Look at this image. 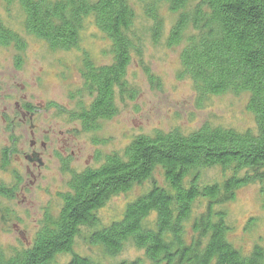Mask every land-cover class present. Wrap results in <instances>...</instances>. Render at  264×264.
Masks as SVG:
<instances>
[{
  "label": "trees",
  "instance_id": "1",
  "mask_svg": "<svg viewBox=\"0 0 264 264\" xmlns=\"http://www.w3.org/2000/svg\"><path fill=\"white\" fill-rule=\"evenodd\" d=\"M1 1L0 48L13 46L17 52L25 50L27 37L52 51L76 50L84 22L92 20L111 42V62L96 65L83 51L78 96L90 101L71 112L51 102L48 106L78 121L85 132L116 115V98L126 95L133 56L142 57L143 37L134 29L131 0ZM13 7L20 13V29L9 24ZM162 7L175 18L166 46L182 45L179 76L190 79L203 98L247 94L255 127L204 124L189 133L174 127L133 136L121 152L98 155L102 161L97 167L72 173L58 213H45L29 245L9 253L0 249V264H56L60 255H71L67 264H95L73 251L83 228L89 243L100 246L106 257L131 243L154 264H264V247L255 245L243 254L227 239L232 226L223 207L240 187L264 183V0H152L142 19L151 24L148 36L155 43L164 29ZM20 64L17 57L15 65ZM146 71L149 82L158 85ZM22 107L34 115L30 105ZM10 157L4 150L1 169ZM156 169L163 176L161 186L149 185ZM213 169L217 175L207 178ZM144 182L148 186L126 204L121 217L101 227L97 210ZM15 188L0 181V197H13Z\"/></svg>",
  "mask_w": 264,
  "mask_h": 264
},
{
  "label": "rangeland",
  "instance_id": "2",
  "mask_svg": "<svg viewBox=\"0 0 264 264\" xmlns=\"http://www.w3.org/2000/svg\"><path fill=\"white\" fill-rule=\"evenodd\" d=\"M151 2L131 0L137 19L134 29L143 37L142 57L138 60L133 56L126 74V95L116 98V115L99 121L98 128L92 132L83 131L78 121L48 106L51 102L71 112L79 103L90 101L84 95L78 96L83 84L80 76L83 51L96 65L111 62V42L92 20L84 22L76 50L52 51L34 37L25 39L23 52H17L13 46L0 48V164L4 150L11 156L8 165L0 168V181L16 186L13 197H0V249L3 251L9 253L20 245H29L43 225L45 213L52 216L58 213L62 203L60 194L68 190L72 173L97 167L102 161L98 155L121 152L137 134L169 131L174 127L189 133L204 124L238 130L255 127L254 116L246 107L247 94L226 93L203 98L194 91L190 79L179 76L182 45L166 46L174 15L163 7L160 9L164 29L161 38L152 42L148 36L151 24L142 19L145 5ZM2 4L0 0L1 12ZM19 19V10L13 7L9 24L20 29ZM17 57L21 59L19 66L15 65ZM146 70L158 80V85L149 82ZM23 105H30L34 115L25 113ZM217 173V169L208 170L206 176L214 178ZM152 182L163 185L159 169L153 173L149 185ZM147 186L144 182L126 193L112 196L96 212L99 225L104 227L119 219L126 204ZM223 207L232 226L227 239L234 247L243 254L255 245L264 247V183L240 187L234 199ZM86 231L81 229L82 237L75 241L73 251L89 256L95 264H124L137 258L141 264H154L142 249L131 243L124 244L114 257L103 256L100 246L89 243ZM70 256H58L56 264H67Z\"/></svg>",
  "mask_w": 264,
  "mask_h": 264
},
{
  "label": "flooded vegetation",
  "instance_id": "3",
  "mask_svg": "<svg viewBox=\"0 0 264 264\" xmlns=\"http://www.w3.org/2000/svg\"><path fill=\"white\" fill-rule=\"evenodd\" d=\"M31 145H32V146L34 145V141H31Z\"/></svg>",
  "mask_w": 264,
  "mask_h": 264
},
{
  "label": "water",
  "instance_id": "4",
  "mask_svg": "<svg viewBox=\"0 0 264 264\" xmlns=\"http://www.w3.org/2000/svg\"><path fill=\"white\" fill-rule=\"evenodd\" d=\"M40 164H42V161H39Z\"/></svg>",
  "mask_w": 264,
  "mask_h": 264
}]
</instances>
